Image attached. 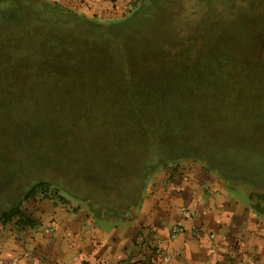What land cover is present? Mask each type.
<instances>
[{"label": "rangeland", "instance_id": "obj_1", "mask_svg": "<svg viewBox=\"0 0 264 264\" xmlns=\"http://www.w3.org/2000/svg\"><path fill=\"white\" fill-rule=\"evenodd\" d=\"M143 1L134 0L133 10ZM159 2L158 21L133 28L131 50L97 53L61 32L26 25L0 33V214L42 182L21 204L31 224L0 222V264H35L30 238L17 248L14 239L23 225H36L38 201L82 204L97 217L108 207L127 209L150 155L149 162L166 155L157 169L204 164L209 155L235 165L242 153L245 167L261 160L264 24L252 12L264 0ZM167 53L176 56L177 75L159 96L145 94L142 80L110 75L119 65L137 74ZM152 132L162 145L149 139ZM141 195L144 187L142 202Z\"/></svg>", "mask_w": 264, "mask_h": 264}, {"label": "crops", "instance_id": "obj_2", "mask_svg": "<svg viewBox=\"0 0 264 264\" xmlns=\"http://www.w3.org/2000/svg\"><path fill=\"white\" fill-rule=\"evenodd\" d=\"M48 1L99 21L122 18L134 2ZM149 177L142 202L117 214L38 201L36 225H23L14 247L30 238L35 264H264V185L227 182L197 161L171 162ZM175 225L181 231L171 238Z\"/></svg>", "mask_w": 264, "mask_h": 264}, {"label": "trees", "instance_id": "obj_3", "mask_svg": "<svg viewBox=\"0 0 264 264\" xmlns=\"http://www.w3.org/2000/svg\"><path fill=\"white\" fill-rule=\"evenodd\" d=\"M159 0H146L141 2L140 6L134 11L136 5L132 6L128 10L127 14L118 20L110 21H99L95 18H88L83 14H80L73 9L55 2L48 0H0V33L5 32L3 29L7 28H21L24 26H30L32 31L43 33L42 30L54 31L55 33L61 32L60 35H65L64 37H70L73 40H78L79 44L84 46V48L97 49V53H102L105 48H124L127 50V44L130 43V37L132 35V30L135 27L140 26V24L147 18H158L156 15L158 13ZM254 10V9H253ZM253 14L259 16L264 24V8L261 11H254ZM158 21V20H157ZM52 25V26H50ZM21 26V27H20ZM39 28V29H37ZM44 34V33H43ZM117 38H122V41L113 42L112 40ZM65 41V40H64ZM99 44L105 45L102 49ZM114 46V47H113ZM93 47V48H92ZM106 50V49H105ZM127 61V58L123 56ZM176 64V56L172 57L170 54H166L160 58H156L153 64L141 67V69L135 74L129 66L123 67L118 66L115 71H112L110 75L113 78H117L118 81L127 80L132 78L136 80L144 81L147 87L145 94H151V96H159L163 94L164 87L162 86L165 82H170L177 72L174 69ZM137 71V69L135 70ZM168 78H170L168 80ZM138 85V83H137ZM170 86V85H169ZM137 93V91H135ZM153 119H149L151 121ZM152 122V121H151ZM158 132V131H157ZM162 136L161 134H159ZM151 140H154L162 145V139L153 132L150 135ZM159 141V142H158ZM175 143L172 141L170 144ZM169 144V145H170ZM166 150L168 147L164 146ZM159 148H161L159 146ZM247 152V151H246ZM248 153V152H247ZM234 162L237 164L232 165L225 160L215 159L210 155L206 158H201L200 160L204 162L203 166L207 170H213L215 174L223 178L224 180L234 181L243 180L251 187L257 185L258 187L264 184V152L261 153V160L258 164L247 163L244 166L245 160L241 153H236ZM153 155L145 158V164L140 168V177L142 178L141 185L139 188L134 190L131 196L130 204L137 203L140 200V192L145 185V179L151 175L156 169L163 165V161L166 160V155L160 154L156 156L155 162H149ZM248 159V158H247ZM251 162V160H250ZM42 182H39L32 186L23 195L22 199H19L15 205L10 207L8 210L3 211L0 214V222L10 221L14 217L20 219L22 224H31V220L23 216L21 210V204L23 199H28L34 197L36 193V188L41 186ZM105 214H117L119 209L113 207H108V209L103 210ZM102 212V213H104ZM97 213L96 215H98Z\"/></svg>", "mask_w": 264, "mask_h": 264}, {"label": "built area", "instance_id": "obj_4", "mask_svg": "<svg viewBox=\"0 0 264 264\" xmlns=\"http://www.w3.org/2000/svg\"><path fill=\"white\" fill-rule=\"evenodd\" d=\"M182 213H183L185 216L190 215V212L187 211V210H183ZM180 231H181V228H180L179 226H176V225H175V226H172V227L170 228V231H169V233H170V237H171V238H174V237H175ZM157 251L159 252V254L162 253V250H161L160 248H157Z\"/></svg>", "mask_w": 264, "mask_h": 264}]
</instances>
